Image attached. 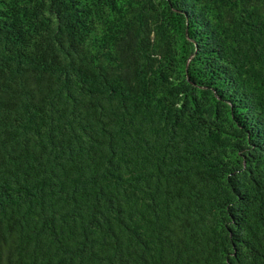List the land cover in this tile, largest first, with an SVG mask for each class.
Returning <instances> with one entry per match:
<instances>
[{
    "label": "trees",
    "instance_id": "trees-1",
    "mask_svg": "<svg viewBox=\"0 0 264 264\" xmlns=\"http://www.w3.org/2000/svg\"><path fill=\"white\" fill-rule=\"evenodd\" d=\"M0 264H264V0H0Z\"/></svg>",
    "mask_w": 264,
    "mask_h": 264
}]
</instances>
